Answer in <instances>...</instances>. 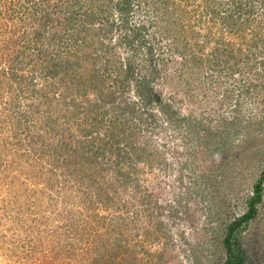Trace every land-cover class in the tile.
<instances>
[{"label":"rangeland","instance_id":"374dc122","mask_svg":"<svg viewBox=\"0 0 264 264\" xmlns=\"http://www.w3.org/2000/svg\"><path fill=\"white\" fill-rule=\"evenodd\" d=\"M4 2L0 0V16ZM10 2L6 0L7 4ZM151 4L145 7L148 11L144 14L145 22L141 23L144 29L137 33H126L138 35V40L127 39L121 45L117 31L111 30L109 34L105 32L93 35L95 38L89 37V41L82 42V48L74 50V56L65 57V60L70 59L75 63L71 76L83 74V82L79 78L75 86L69 84L68 87L69 79L66 76L62 82L72 92L78 86L81 88L78 100L84 105L80 110L83 113L75 121L79 119L78 122L86 125L78 138L82 137L84 131L88 136L95 130L97 136H102V126L109 122L113 123L115 130L128 128L130 123L124 117L140 124L139 130L135 131L134 141L139 146L143 144L147 147L143 152L146 155L137 163L136 172L131 176H135V181L129 179L131 183L125 184L123 189L109 190L101 200H97L95 190L85 180L76 182L71 177L65 180L58 178L56 167L61 166V160L50 149L52 144H56L52 137L54 130L61 129V135L65 130L69 133L64 122H58V127L54 129L50 123L37 124L33 128L21 126L13 130L6 122L14 120L15 110L11 108V103L15 99L13 93L0 91V141H7L14 132L22 134L18 136V141H11L10 144L14 145H0V264H87L81 261L91 256L100 259L102 253L106 256L107 252L108 258L104 260L108 263H101L110 264L116 261L115 257L124 259L125 253L120 252L124 249L136 253L138 264H191L188 251L191 246L200 243L206 247L198 254V261H202L199 264H218L226 258V250L220 242L224 232H218L217 225L222 222L227 225L244 212L252 196V188L264 171V11L252 17L248 24L228 26L217 21V17L209 12L202 14L201 11H205L203 0H153ZM177 6L181 14L171 16L172 9ZM193 10L198 11L193 13ZM150 20L155 24L152 25L154 35H147ZM2 23L0 19V29ZM152 38L156 40L155 43L151 42ZM253 41L256 43L253 44L256 46L254 48L249 44ZM108 45L115 48L116 56L117 53L120 56L112 59L114 62L103 69L101 67L109 52ZM117 45L119 50L115 47ZM148 45L154 48V60L155 57L158 60L162 57L164 65L152 60L148 62L146 56H143L146 63L139 56L134 61L140 48ZM94 55L98 65L96 69L92 66L95 63ZM128 56L131 59L129 62L133 63L128 62L133 69L134 80L140 81L139 75L144 78L147 75L145 79L150 82L148 90H152V94L150 91L142 94L145 100L138 99L133 82L121 94L117 91L120 98L119 95L106 96V92L111 90L109 85H113L115 73H121L127 67L123 62ZM244 58L248 60L241 61ZM83 65L92 72L86 70L83 73ZM151 72L155 74V79L151 77ZM15 73L29 77L27 67ZM104 73L107 76L101 81L99 76ZM94 74L99 81L92 80ZM60 75H63L62 71L56 78L63 79ZM171 78L179 81L181 92L178 95H175L174 88L165 86ZM190 78L193 87L186 95L182 84ZM38 81L36 83L41 84ZM29 82L24 84L27 88L23 93L32 98L28 99L27 96L24 100H18L19 106L31 104L32 100L43 107L51 106L50 96L44 99L35 92L38 87L36 83ZM55 90L59 93H56L58 99L66 92L60 86H56ZM226 94H230L232 99L225 97L220 101ZM147 101L154 108H150L152 105L146 106ZM163 101L173 106L172 116L161 105ZM85 102H95L100 107L94 122L89 119L93 110L88 111ZM132 102L135 105L128 104ZM155 109H158V114L153 113ZM101 110L104 115L100 114ZM206 117H210L209 122ZM123 119L125 124L121 125ZM49 122L53 123V117ZM100 122L102 126L98 124ZM219 122H222V135L216 137V141L206 138L205 128L214 132ZM70 131L75 136L79 134V130L74 131V128H70ZM29 136L33 137V142L27 145ZM188 138L193 148H189ZM39 139L44 142L37 144ZM124 146L119 145L120 152L110 147L108 154L110 157L117 152L123 155ZM125 147L131 152L128 146ZM189 149H198V159L201 160L197 163L194 151L196 158L191 160V164L196 161L201 169L195 172L197 178L192 176L194 186L195 183H203V188H199L201 192L197 190V194L191 196L187 192L192 181L188 185L186 176V170L193 169L188 163ZM155 154L161 155V158L155 159ZM95 161L104 163L101 157ZM184 164L188 165L187 169H183ZM111 165L114 166V163ZM111 177L112 171H107L104 180L109 181ZM51 186L52 189L49 188ZM55 190L62 195L59 196L62 197L59 203L53 204L47 198L41 203L36 199L42 191L45 196L47 193L52 197ZM133 191L142 192V195L149 193V200H140L139 203ZM260 191L261 201L254 203L256 215L240 224L229 243L231 253L241 256V264H264V179L261 180ZM68 212L74 215L71 227L68 226ZM113 218L118 219L114 224ZM96 219L103 223L98 225V231H85ZM128 221L131 224L126 228ZM190 222L192 224L189 225ZM201 227L208 229V232L194 238L195 229ZM54 228L56 231L49 235L48 231ZM106 230H110L109 234L112 235L102 240L100 234ZM211 238H214V242L209 245ZM115 244L122 248L114 249Z\"/></svg>","mask_w":264,"mask_h":264},{"label":"trees","instance_id":"16d2710c","mask_svg":"<svg viewBox=\"0 0 264 264\" xmlns=\"http://www.w3.org/2000/svg\"><path fill=\"white\" fill-rule=\"evenodd\" d=\"M10 3H6V0L4 2V8L2 9V15L0 16L2 23V29H0V35L2 36L0 38V91L4 92H11L13 93L12 96L15 99L14 102L16 104L11 103V108H14L15 111H13V119L11 121H7V124H10L13 130H18L21 126H24L25 128H33L37 124L38 125H49L50 123L53 124V129L58 127L57 123L63 121L66 128L69 130L64 131V134L61 135V129L54 130L55 135L52 137L55 138L56 144H52V148L50 149V152L57 157V159L61 160V166L56 167L59 175L58 178L61 180H65L66 178H70L73 180H77L76 182H79V180H85V182L89 185V187L94 191V195L96 196L97 200H101L102 196L107 194L109 190H115V189H123V186L125 184L131 183L128 182L129 179L134 182L135 176L132 174L136 172V165L137 163L141 162L142 158L146 155V153H143L146 146H139L134 141L135 131L139 130V123H135L132 120H129L124 117L126 122H129L130 125L125 128H120L119 130H115V128L112 127L113 123L109 122L102 126L103 134L102 136H97V130L93 131L91 135H86L85 131L81 138H78L80 135V132L82 128H85V125L81 124L79 119L76 120V117L79 114H82L80 110L84 107V105L81 103L80 100H78L81 92V88L78 86L77 89L72 92V89L67 90V87L62 83L65 76L69 79V84L75 86L77 84L76 82L83 76V74L71 76L70 73L74 71V65L73 61H70V59H66L65 57L74 56V50L78 48H82L83 43L88 40L89 37L93 35H102L109 34L111 30H114L113 32L117 31L116 34L119 38V43L122 45V42L126 41L127 39H134L138 40V35H127L129 31L137 33L141 29H144L143 25L141 23L145 22V16L144 14L147 13V9L145 7L151 6V1L153 0H10ZM157 1V0H154ZM166 1V0H164ZM182 1V0H179ZM170 2V1H169ZM205 3V11L204 9L201 11L202 14L205 12H209L210 15L217 17V21L221 23H225V25L228 26H238V25H245L252 21L254 16L260 15L261 12L264 11V0H203ZM14 3V4H13ZM186 3V2H185ZM171 7L173 4L170 2ZM17 5V6H15ZM175 5V4H174ZM180 5V4H179ZM179 6H177L175 9L173 8L171 16L181 14V9ZM201 6H197L199 8ZM198 10H193V13ZM201 14V16H202ZM253 17V18H252ZM102 20V21H99ZM216 21V22H217ZM218 23V22H217ZM215 24V23H213ZM154 22L150 20L148 26L149 30L147 31V35H154ZM152 29L154 31H152ZM260 29V27H258ZM109 30V31H108ZM258 35V34H256ZM94 37V36H93ZM95 38V37H94ZM151 39L152 43H155L156 40ZM81 43H80V42ZM89 41V40H88ZM101 41V40H100ZM99 41V42H100ZM255 41L250 42V46L253 48L256 47L253 45ZM92 44V43H91ZM101 44V43H100ZM256 44V43H255ZM93 45V44H92ZM114 45V44H112ZM111 45V46H112ZM119 50V46H115ZM157 47V46H156ZM152 45H148L144 49L140 48L139 52L135 54L134 61L136 62V57H141L144 62L146 63V58L148 62H156L160 65H164V58L161 57V59L153 58L155 56V51ZM108 55L106 56V61L102 65L101 68L106 67L107 64H111L114 62L112 59H117L120 56V53L115 54V48L109 47L108 45ZM176 50V49H175ZM216 53V51L214 50ZM112 55V57H110ZM143 56H146V58H143ZM98 58V57H97ZM95 63H93L94 69L98 67L94 55ZM124 64H127V67H124L123 71L121 73L116 72L113 79V85H109L111 87H108L111 89L110 91H107L108 93L106 96H117L122 93V90H127L128 84H132V87L135 86V94L138 95V99L140 101L145 100L143 98V95L146 91H150L152 94V90L149 89L150 82L148 81L147 75L146 77H142V75H139V80H134L133 77V69L130 68L129 61L131 60L130 57H125ZM248 59L244 58L241 59V61L246 62ZM93 61L91 57V62ZM142 61V60H141ZM130 64H129V63ZM242 64V63H241ZM129 66V67H128ZM27 67V72H29V77L27 75H18L15 73L17 70L21 71V69ZM107 68V67H106ZM83 73H86V70H89L87 67L85 68V65L82 67ZM105 69V68H103ZM26 71V70H25ZM58 71V73H57ZM62 71L63 79H57V74H59ZM89 72H92L89 70ZM88 72V74H89ZM73 74V73H72ZM92 74V73H91ZM260 75V73H257ZM103 76H99L101 81L105 79L107 74H102ZM149 75V74H148ZM151 77L155 79V74L150 73ZM93 76V75H91ZM96 75L94 74L92 80L99 81L98 78L95 79ZM149 77V76H148ZM178 77V76H176ZM260 77V76H259ZM174 78V77H173ZM171 78L166 84L167 88H174L175 89V95L180 94V84L179 81H175ZM179 78H181L179 76ZM177 78L178 80H180ZM82 79V78H81ZM80 82H83V79ZM36 80H39L38 82L41 84H37ZM52 80V81H51ZM59 82H58V81ZM173 80V81H172ZM35 82L38 86L35 92L38 95H42L44 99H46L48 96H50V101L52 102L51 106H42L40 104L37 105L32 99L31 104H23L19 106L20 99H26L25 97L28 96L29 98H32L28 94H24L25 88L24 84L26 82ZM175 81V82H174ZM192 78L188 80H184L182 86L185 87L184 92L186 95L190 93V88L193 87L191 85ZM30 83V82H29ZM29 83L27 85H29ZM57 83V84H56ZM56 86L64 87L65 88V94L60 96V98H56L59 94L57 90H55ZM87 87H91V85H88ZM112 88H115L114 90ZM59 89V88H58ZM144 89V90H142ZM102 90V88H101ZM186 90V91H185ZM118 91V92H117ZM133 92V93H134ZM58 93V94H56ZM54 94V95H53ZM46 96V97H45ZM35 97V96H34ZM228 100L232 99L231 95L226 94L224 97L220 98V101L223 100L222 98H225ZM120 98V95L119 97ZM102 101H105L102 99ZM153 102V100H152ZM85 104L88 107H85L86 109L89 108L88 111L93 110L92 113H90L91 117L89 118L91 122H94V119L97 118V115L99 114L97 110L100 108L98 105H96L95 102L87 103ZM128 104H134L128 103ZM161 104V103H160ZM221 104V102H220ZM146 106H151V109L154 108V105L147 101L145 103ZM165 106L166 111L169 115L172 116L173 112V106L168 104V102L163 101V104ZM120 108V107H119ZM126 109V107H125ZM128 110V109H127ZM162 111L163 109L160 108ZM121 111V110H120ZM130 111V109L128 110ZM122 112V111H121ZM158 114V109H155V112ZM151 113L153 116L154 114ZM101 115H104V112L100 111ZM151 116V115H149ZM53 117V123L49 122L51 118ZM188 117V116H187ZM186 117V118H187ZM48 119V121H46ZM124 119L120 122L121 125H124L123 122ZM200 120V119H199ZM207 122L210 121V117H206ZM223 121L222 119H220ZM13 121V122H12ZM101 121V120H100ZM120 121V119H119ZM202 121L200 120V123ZM2 123V121H1ZM0 123V124H1ZM83 123V121H82ZM104 123V122H103ZM143 123V121L141 122ZM14 124V125H13ZM231 125V124H230ZM60 126V124H59ZM99 127V126H98ZM97 127V128H98ZM70 128H74V131L79 130V134L77 136L74 135V132L70 131ZM96 128V129H97ZM225 128V127H224ZM206 130V138H213L216 141V137L222 135V122L216 126V129L214 132H211L208 127L205 128ZM110 131V132H109ZM29 132V130H27ZM96 133V134H95ZM226 133L224 136L226 138ZM22 136V134H18L17 132H14L7 141L4 139L0 141V145L2 147L11 146L14 144H10L12 140L18 141L19 137ZM29 135V134H28ZM139 135V134H138ZM33 136V135H32ZM29 136L27 137V145L32 141L33 137ZM56 136V137H55ZM87 136V138H86ZM188 136V135H187ZM64 137V139H63ZM219 138V137H218ZM193 139H195V135H193ZM189 140V148L192 147V144ZM5 141V142H4ZM44 141H41L40 139L37 140V144H42ZM135 142V145H134ZM15 143V142H14ZM220 143V142H219ZM218 143V144H219ZM217 142L215 143L216 146ZM119 145H125L128 146L131 152L124 146L125 152L123 155H118V152L121 150L119 148ZM187 146V145H186ZM21 147V146H20ZM114 148V150H117L118 152L116 154H112L111 157L108 154L109 148ZM31 148V147H30ZM193 148V147H192ZM195 149L197 147H194ZM32 149V148H31ZM195 149H189L188 150V163L193 166L190 169L188 168L187 164H184L183 169H187V179H188V185L190 183V180L192 181V176L197 178L198 174L197 170L200 171V167H197V163L201 161L197 154V150ZM187 150V149H186ZM197 159L191 164V160L196 158ZM134 154V155H133ZM200 154H203L200 152ZM144 155V156H143ZM49 156V155H47ZM86 156V157H84ZM156 158H161V155L155 154ZM101 157L102 160H104V163L96 162L95 160ZM152 158V157H151ZM117 159V160H116ZM81 160V161H80ZM91 160V161H90ZM109 161V162H107ZM34 163V161H32ZM89 162V163H87ZM107 162V163H106ZM85 163V164H83ZM114 163V166L111 164ZM151 164V163H150ZM107 171H112L113 177L110 178L109 181L104 180L105 175L107 174ZM196 172V173H195ZM192 174V175H191ZM196 174V175H195ZM191 176V177H190ZM201 177V176H200ZM264 179V171H262L261 178L257 181L256 185L252 188V196L247 201L246 209L244 210L241 215L237 216L232 221L228 222L227 225H225L223 222L219 223L217 225L218 232L223 231L224 237L218 241L222 242V246H224V251L226 250V258L223 259V262L218 264H241L242 258L240 255H234L231 253L230 244L231 238L234 239V233L236 229L240 227V224L243 222H246L248 219H252L256 214L254 210V203L261 201V180ZM114 184H117L114 185ZM205 184V183H204ZM196 186H194V181H192V184L189 187V191L187 192L190 196L193 193L197 194V190L199 191V188H203V183H195ZM196 187V189H193V187ZM52 189V186L49 187ZM48 189V187H47ZM195 190V192H192ZM49 193L51 191L48 189ZM133 194L135 200L138 199L139 203L140 200L148 201V197H150V194H144L142 195V192H135ZM201 192V191H199ZM96 193V194H95ZM53 196L51 197L50 194L45 192H39L36 199L38 202H43L46 198L49 202H52L53 204H56V202L59 200L62 201V195H58V190H55L53 192ZM142 198H141V196ZM127 200L128 197H127ZM99 202V201H98ZM133 205V202H129ZM245 208V207H244ZM62 210V209H61ZM58 213V211H57ZM73 212H68V220H69V227H71L73 223ZM117 218H113L112 222L113 224L117 221ZM211 221V218L209 219ZM93 219L91 220V222ZM67 223H65L63 226H65ZM103 223H99V219L94 220L93 224H90L89 227H87L88 232H97L98 231V225ZM131 222H126V228L130 226ZM192 224L191 222L189 225ZM96 228V229H95ZM208 229L205 227H201L199 229H195L194 234L196 236H204ZM56 231V228L52 229L49 232V235L53 234V232ZM110 230H106L102 234V240L108 239L111 237L112 233L109 234ZM97 236V235H96ZM95 236V237H96ZM76 238V237H75ZM118 238V236H117ZM214 238H211L209 242V245L213 243ZM217 242V241H216ZM114 249L120 250V247L118 245H113ZM206 245L200 243L199 245L191 246V248L188 251L187 256H189L188 260L191 264H199L202 261H198V254L201 252V250H204ZM229 247V248H228ZM81 248V247H80ZM121 254L125 253V256L120 259L116 258V261L111 262L110 264H138V259L136 256V253L133 252L131 249H124L121 251ZM108 252L106 256L102 255L100 256V259L97 257H90L86 260H83L81 262H87L91 264H100L101 262L105 261L104 263H108L106 260L108 258ZM116 256V255H115ZM91 261V262H89ZM102 264V263H101Z\"/></svg>","mask_w":264,"mask_h":264}]
</instances>
